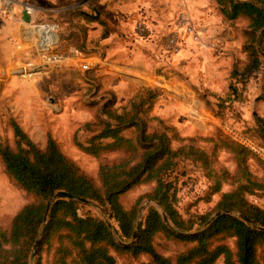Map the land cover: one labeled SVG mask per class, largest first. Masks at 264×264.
Returning a JSON list of instances; mask_svg holds the SVG:
<instances>
[{"label": "rangeland", "instance_id": "1", "mask_svg": "<svg viewBox=\"0 0 264 264\" xmlns=\"http://www.w3.org/2000/svg\"><path fill=\"white\" fill-rule=\"evenodd\" d=\"M16 1L34 6V22L58 24V45L50 51L63 59L48 71L36 75L25 72L41 64L39 34L21 21L18 7L0 10V143L14 146L11 123L15 122L39 148H44L51 136L69 159L96 180L100 159L86 154L75 142H84L92 135L90 129L97 128L95 123L107 119L103 113L107 104L110 110L119 109L142 88L157 92L151 116L172 126L181 137H194L199 148L213 152L211 170L216 174L221 169L232 173L235 167L233 155L220 141L227 140L228 127L261 141L255 117L264 120V57L260 56L258 69L240 91L242 82L231 78V72L234 67L241 70L247 61L249 53L244 43L248 21L244 17L227 20L216 0ZM180 12L188 14L200 40H187L179 54H171L164 50L163 40ZM136 21L147 26L145 37L136 34ZM71 48L81 51V55L75 56ZM88 59L99 67L87 69ZM232 86L238 88V93H232ZM195 110L203 116L201 124L188 117ZM86 123L93 125L87 128ZM149 126L156 128L158 124L150 120ZM125 134L130 135V131ZM172 143L174 147L179 144L176 140ZM103 157L110 158L112 154ZM249 165L254 174H263L259 161L250 160ZM181 167L186 175L178 184L179 212L186 218L213 214L220 193L207 196L208 181L203 172L188 162ZM208 179L213 183V176ZM153 186V182L139 184L122 194L120 201L125 208H131L138 196ZM229 188L224 185L223 191ZM32 199L8 177L0 160V228H6L13 215ZM248 199L264 206V197L252 195ZM151 204L156 205L146 199L140 203L138 221ZM78 214L99 217L112 229L117 228L100 204H80ZM225 242L234 249V238ZM154 245L171 258L188 246L162 234L154 238ZM39 246L35 254L33 248L31 264ZM54 247H43L41 264H53ZM111 252L116 264H135L148 258ZM215 264H223V259Z\"/></svg>", "mask_w": 264, "mask_h": 264}, {"label": "trees", "instance_id": "2", "mask_svg": "<svg viewBox=\"0 0 264 264\" xmlns=\"http://www.w3.org/2000/svg\"><path fill=\"white\" fill-rule=\"evenodd\" d=\"M216 3L227 20L244 17L248 21L244 43L248 58L241 70L234 67L231 72V78L242 82L241 91L258 69L260 56L264 57V0ZM232 93H238L236 86ZM156 98V91L142 88L119 109L110 110L107 104L103 110L107 119L96 122L97 128L90 129L92 135L84 142L76 140L82 151L100 159L96 180L69 159L51 136L45 147L39 148L17 123H11L14 146L0 143V160L8 177L33 199L13 215L6 228H0V264H31L41 230L34 264H41L43 247L53 244V264H116L112 250L133 258L148 257L135 264H215L219 258L223 264H264V206L248 199L264 197V160L228 135L220 141L233 155L235 167L232 173L221 169L216 174L211 170L213 152L199 148L194 137H181L172 126L149 114ZM150 120L158 126L151 128ZM92 125L85 124L87 128ZM255 125L261 141L235 129L264 147V120L255 117ZM174 140L179 142L176 147ZM106 154L112 157H103ZM254 159L263 165L260 176L250 169L249 161ZM184 162L203 172L207 196L220 193L213 214L229 213L219 214L207 226L213 215L209 212L183 217L177 202L180 177L186 175L181 167ZM211 176L213 183L208 179ZM148 182L154 183L153 188L138 196L131 208H125L120 196ZM227 184L230 188L223 191ZM57 191H66L73 198L54 200L45 220L47 202ZM144 199L158 205H149L138 221V206ZM90 202L105 207L117 224L114 233L99 217L78 214V205ZM134 232L136 238L127 242ZM158 234L188 246L173 258L165 256L154 245ZM227 238H234V249L225 242ZM117 239L129 244L123 246Z\"/></svg>", "mask_w": 264, "mask_h": 264}, {"label": "built area", "instance_id": "3", "mask_svg": "<svg viewBox=\"0 0 264 264\" xmlns=\"http://www.w3.org/2000/svg\"><path fill=\"white\" fill-rule=\"evenodd\" d=\"M15 6L19 9L21 21L35 30V32L39 34L40 38L39 56L42 59L41 64L33 66L32 69H29V71L25 72H28L29 75H36L43 71H48L51 65H56L63 59L61 56L59 57L50 51L56 48L58 45V38L56 37L58 24L55 22H34L33 16L35 13V8L31 4L17 1L15 3V0H0V10L10 11L11 8H14ZM24 16H28V21L24 20ZM134 30L139 37H145L148 33V28L142 21L135 22ZM187 40L191 41L192 43H198L200 40V33L188 14L185 12H180L175 19L173 28L167 33L165 39L163 40V48L168 53L179 54ZM71 50L75 56L81 55V51L78 49L71 48ZM85 66L87 69H92L96 68L97 64L94 61H90L88 59ZM188 117L191 121L197 124H201L203 121V116L197 114L196 110L188 113ZM228 135L246 146L262 160H264V147L255 145L239 131L233 128L228 127Z\"/></svg>", "mask_w": 264, "mask_h": 264}, {"label": "water", "instance_id": "4", "mask_svg": "<svg viewBox=\"0 0 264 264\" xmlns=\"http://www.w3.org/2000/svg\"><path fill=\"white\" fill-rule=\"evenodd\" d=\"M28 19H29L28 16H24V20L28 21ZM69 198H73V196H72L71 194H69L68 192H66V191H57V192H55V193L51 196V198L48 200V202H47L46 213H45V220L47 219L48 212H49L50 207H51V203H52L54 200H57V199H69ZM79 200H81V201H83V202H86V201H87L86 199H79ZM154 203H155L156 205H158L157 202H154ZM221 213H229V212H228V211H224V212H217V213H215V214L211 217V219L208 220V221L206 222V224H205L204 226H207L208 224H210L211 221H212V219L215 218V217H217V216H218L219 214H221ZM161 214H162V217H163V221L166 222V223L168 224L169 222H168V219H167L165 213L162 211ZM106 224L110 227L111 232L114 233L113 229L111 228V224H110L109 222H107V221H106ZM41 231H42V230H41ZM40 238H41V233L39 234L38 238H37L36 241H35V244H34V254L36 253V249H37V247H38L39 244H40ZM135 238H136V232H134V234L132 235V238H131V240L129 241V243L132 242ZM117 240H118L119 244H121V245H123V246L129 244V243L122 242V241L119 240V239H117Z\"/></svg>", "mask_w": 264, "mask_h": 264}, {"label": "crops", "instance_id": "5", "mask_svg": "<svg viewBox=\"0 0 264 264\" xmlns=\"http://www.w3.org/2000/svg\"><path fill=\"white\" fill-rule=\"evenodd\" d=\"M88 48V47H87ZM86 49V48H85ZM87 50V49H86ZM88 56H90L89 58H93V55L89 54ZM97 67H99V64H97Z\"/></svg>", "mask_w": 264, "mask_h": 264}, {"label": "bare ground", "instance_id": "6", "mask_svg": "<svg viewBox=\"0 0 264 264\" xmlns=\"http://www.w3.org/2000/svg\"><path fill=\"white\" fill-rule=\"evenodd\" d=\"M26 76H27V75H26ZM26 76H25V77H26Z\"/></svg>", "mask_w": 264, "mask_h": 264}]
</instances>
